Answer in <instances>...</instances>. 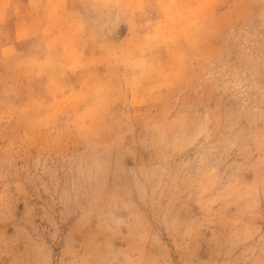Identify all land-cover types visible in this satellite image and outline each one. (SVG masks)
<instances>
[{"label": "rangeland", "instance_id": "rangeland-1", "mask_svg": "<svg viewBox=\"0 0 264 264\" xmlns=\"http://www.w3.org/2000/svg\"><path fill=\"white\" fill-rule=\"evenodd\" d=\"M15 3L0 24V264H264V0H214L182 36L154 0L42 3L23 25ZM73 32L71 61L50 53ZM89 109L102 123L82 134Z\"/></svg>", "mask_w": 264, "mask_h": 264}, {"label": "clouds", "instance_id": "clouds-1", "mask_svg": "<svg viewBox=\"0 0 264 264\" xmlns=\"http://www.w3.org/2000/svg\"><path fill=\"white\" fill-rule=\"evenodd\" d=\"M65 2L66 0H28V7L21 14V9L23 8L22 0H16L14 11L20 16V21L23 25L42 3L50 9L53 16H56L64 10ZM213 2L214 0H154L162 18L166 19L180 36L189 30L195 29L197 17ZM12 3L13 0H0V24L5 22L7 10ZM129 4H134L137 8H140L142 0H90V8L96 13L122 11ZM29 34L31 33L26 27L21 29V35L26 36ZM75 36L76 33L73 32L72 39L65 40L61 35L53 37L49 42L50 53L55 55L59 49L61 50L59 55L63 59L71 61L77 55ZM105 56L110 59H123L128 56V53L106 52ZM102 119L103 113L101 111L89 109L76 117V131L82 134L95 133L98 131V125L102 123ZM56 120L57 114L54 111L43 125V131L51 132L54 130Z\"/></svg>", "mask_w": 264, "mask_h": 264}]
</instances>
